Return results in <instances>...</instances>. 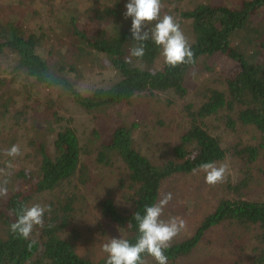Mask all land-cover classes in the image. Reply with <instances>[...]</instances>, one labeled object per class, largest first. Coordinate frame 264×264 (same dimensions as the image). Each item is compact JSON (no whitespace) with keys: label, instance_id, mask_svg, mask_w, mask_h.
Listing matches in <instances>:
<instances>
[{"label":"trees","instance_id":"obj_1","mask_svg":"<svg viewBox=\"0 0 264 264\" xmlns=\"http://www.w3.org/2000/svg\"><path fill=\"white\" fill-rule=\"evenodd\" d=\"M263 8L264 0H237L230 4L203 0L181 8L179 17L190 24L189 44L195 63L176 67L165 63L162 49L152 39L157 21L144 25L143 31L149 33L147 40L136 41L132 37V17L125 18L122 0L104 9L84 10V22L79 14L58 18L51 34L29 31L15 19L0 18V56L8 52L16 57L15 69L26 73L33 90H55L89 113L107 114V109L130 105L143 94L175 91L184 95L191 70L203 59L232 62L233 71L226 72L224 87L207 88L198 107L187 105L189 126L171 148V157L157 161L139 148V123L129 117L118 120L110 129L106 124L103 132L94 130V136L104 140L98 162L107 166L113 159L121 160L128 173L132 210L122 212L112 198L101 202L102 214L123 231L122 238L133 244L137 241L139 230L134 214H145L147 206L161 200L167 179L198 170L202 163L220 162L230 151L247 156L249 162L257 158V146L241 147L239 143L233 151L224 147L221 138L211 132L210 122L219 118L230 130L250 126L264 134V17L258 20ZM140 44L145 46V55L131 57V48ZM96 58L103 59L117 79L110 86L84 94L76 87L77 82ZM51 114L43 133L30 142L37 166L29 169L21 165L4 178L8 180V193L0 196V264H107L108 255L98 260L82 256L74 238L65 236L76 200L74 195L63 192L70 186L68 190H78L79 186L72 184L78 175L80 183L87 185L82 161L86 151L71 121L62 123L64 118L57 110ZM0 117H4L3 113ZM98 124L101 125L99 121ZM249 181L242 180L235 187L248 186ZM43 194L52 196L48 199L51 212L44 214V227H34L26 240L12 232L10 226L17 220L22 205L30 207ZM222 225H237L248 231L259 228L264 236V200L221 199L191 236L171 243L165 250L168 264H177L192 254L210 231ZM32 240L36 242L29 247ZM143 257L145 261L155 260L147 253Z\"/></svg>","mask_w":264,"mask_h":264},{"label":"rangeland","instance_id":"obj_2","mask_svg":"<svg viewBox=\"0 0 264 264\" xmlns=\"http://www.w3.org/2000/svg\"><path fill=\"white\" fill-rule=\"evenodd\" d=\"M203 0H162L161 18L171 15L181 27L188 41L192 40L190 24L179 17V10ZM214 3H234L237 0H209ZM116 0H0V18L15 19L27 30L51 34L55 21L66 15L79 14L85 21L84 10L104 9L113 6ZM129 0H122L124 10ZM84 15V16H83ZM264 17V8L258 20ZM257 20V21H258ZM264 20V18H263ZM156 21H154L155 23ZM50 30V32H49ZM16 57L11 53L0 56V169L9 176L21 165L35 168L38 159L31 143L39 138L48 122V115L57 110L64 118L62 123L71 121L84 146L82 156L86 166V183H80L79 175L72 184L78 190H67L63 194L74 195L76 210L66 229L65 236L74 238L80 255L98 260L108 254L103 245L112 238H122L123 231L101 212V202L112 198L119 210H132L129 197L131 188L128 173L121 160H112L105 166L98 162V153L103 137L94 136V130L102 131L106 125L124 117L138 122L137 145L151 158L161 161L171 157L170 150L189 126L187 105L198 107L204 100L206 89L223 86L226 72L233 71L232 62L227 59H203L191 70L186 81L187 92L179 95L175 91L159 92L155 95H141L130 105H119L104 112L89 113L55 90L31 88L26 73L15 69ZM117 79L116 74L103 59H94L77 82V88L84 94L97 87H107ZM52 109V110H49ZM101 125L98 124V121ZM54 123L53 121H51ZM210 130L221 138L224 147L257 146L259 153L253 162L247 156L230 153L215 164L229 165V174L223 183L209 185L201 170L187 174H177L167 179L162 186L161 199L171 193L172 199L164 208L161 219L167 221L177 217L185 221V227L171 242L181 241L191 236L205 215L212 212L223 198L264 200V134L250 126L228 129L219 118H212ZM55 135L49 137L51 141ZM19 145L22 155L7 156L6 150ZM12 168H8V164ZM7 175V176H8ZM0 173V182L5 178ZM248 179V186L235 187ZM50 194L34 199L30 206L39 203L48 205ZM3 206L0 204V207ZM146 264H157L149 259ZM171 264V263H169ZM177 264H264V236L259 228L249 231L239 226H217L210 231L199 247Z\"/></svg>","mask_w":264,"mask_h":264},{"label":"clouds","instance_id":"obj_3","mask_svg":"<svg viewBox=\"0 0 264 264\" xmlns=\"http://www.w3.org/2000/svg\"><path fill=\"white\" fill-rule=\"evenodd\" d=\"M162 0H129L126 4L125 18L132 17L131 34L136 41H145L149 33L143 31L144 25L157 21L152 31L154 43L162 49V56L167 65L176 67L179 64L195 63L191 45L180 24L171 16L164 15L161 18ZM145 55V46L140 44L131 48V57L142 58ZM128 62H131L129 59ZM9 157L21 156L19 145H13L5 153ZM8 164V168H12ZM199 170L205 175V182L209 185L223 183L229 174V165L222 163L219 166L212 162L202 163ZM196 170L194 169V172ZM0 173L8 175L4 169ZM8 180L0 183V196L6 197L8 193ZM172 199L168 193L159 202L147 206L145 214H134L138 222L139 236L133 244L124 238H112L103 245V250L108 254L107 264H146L143 254L152 256L157 264H168L165 250L171 246V242L185 227V221L177 217H171L167 221L161 219L164 208ZM51 212L50 205L39 203L32 206L22 205L17 220L11 224V231L18 233L24 239H29L36 226L44 227V214ZM36 241L32 240L29 247Z\"/></svg>","mask_w":264,"mask_h":264}]
</instances>
